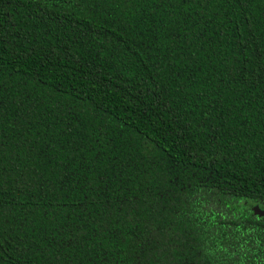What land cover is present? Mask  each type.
Here are the masks:
<instances>
[{
    "label": "trees",
    "instance_id": "trees-1",
    "mask_svg": "<svg viewBox=\"0 0 264 264\" xmlns=\"http://www.w3.org/2000/svg\"><path fill=\"white\" fill-rule=\"evenodd\" d=\"M264 0H0V264H264Z\"/></svg>",
    "mask_w": 264,
    "mask_h": 264
},
{
    "label": "rangeland",
    "instance_id": "rangeland-1",
    "mask_svg": "<svg viewBox=\"0 0 264 264\" xmlns=\"http://www.w3.org/2000/svg\"><path fill=\"white\" fill-rule=\"evenodd\" d=\"M253 208H254V211L255 212H258L259 214H263L264 213V203L263 204H255L254 206H253Z\"/></svg>",
    "mask_w": 264,
    "mask_h": 264
}]
</instances>
